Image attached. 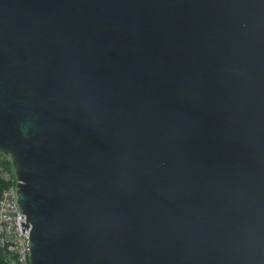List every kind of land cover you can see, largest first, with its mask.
Returning <instances> with one entry per match:
<instances>
[{"label": "water", "instance_id": "water-1", "mask_svg": "<svg viewBox=\"0 0 264 264\" xmlns=\"http://www.w3.org/2000/svg\"><path fill=\"white\" fill-rule=\"evenodd\" d=\"M0 153L31 264H264V0H0Z\"/></svg>", "mask_w": 264, "mask_h": 264}, {"label": "built area", "instance_id": "built-area-1", "mask_svg": "<svg viewBox=\"0 0 264 264\" xmlns=\"http://www.w3.org/2000/svg\"><path fill=\"white\" fill-rule=\"evenodd\" d=\"M4 180L9 185L4 188L0 197V248L4 249L7 264H31V227L27 230L21 224H27V217L17 201V177L13 178L10 174ZM22 228H25V233Z\"/></svg>", "mask_w": 264, "mask_h": 264}, {"label": "trees", "instance_id": "trees-1", "mask_svg": "<svg viewBox=\"0 0 264 264\" xmlns=\"http://www.w3.org/2000/svg\"><path fill=\"white\" fill-rule=\"evenodd\" d=\"M0 168L11 171L10 173L12 174L13 178L16 176L10 157L1 153H0ZM7 185H9V182L2 179V177L0 176V197L2 195L4 188L7 187ZM7 263H8L7 257L4 252V249L0 248V264H7Z\"/></svg>", "mask_w": 264, "mask_h": 264}, {"label": "rangeland", "instance_id": "rangeland-1", "mask_svg": "<svg viewBox=\"0 0 264 264\" xmlns=\"http://www.w3.org/2000/svg\"><path fill=\"white\" fill-rule=\"evenodd\" d=\"M11 171H8L7 169H1L0 168V176L3 178V179H5V177H8V175H10L11 173H10Z\"/></svg>", "mask_w": 264, "mask_h": 264}]
</instances>
